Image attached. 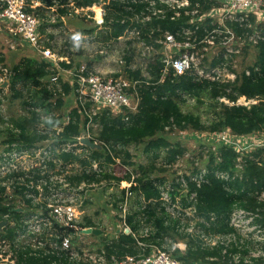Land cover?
I'll return each mask as SVG.
<instances>
[{
  "label": "built area",
  "instance_id": "obj_1",
  "mask_svg": "<svg viewBox=\"0 0 264 264\" xmlns=\"http://www.w3.org/2000/svg\"><path fill=\"white\" fill-rule=\"evenodd\" d=\"M109 0H100L87 7H74V3L68 0L66 4H58L60 8H67L68 15L82 16L90 20L95 27V33L104 29V6ZM147 2V11L155 18H164L165 9L173 13L170 19L179 17L180 9L189 6V0H130V3ZM217 3L207 12L199 14L196 9L184 10V14L189 15L188 25L181 26L175 33L168 31L160 32L159 38L154 42L160 45L157 50L151 43H146L141 37V30L132 27V20L135 14L130 17L129 24L123 33L115 40L100 42L95 36L89 37L66 35L64 42L69 44V51L76 52L79 47L78 41L86 39L88 41H98L92 49L87 50L82 42L83 50L91 57L114 58L116 68H107L105 71L87 64L79 65L72 69H62L59 63H69V57L54 53L50 48L51 40L46 34L40 31V18L33 11L37 0H0V32L4 31L12 39L10 47L19 42L27 43L39 56L50 66L51 71H55L47 79L42 80L48 90L60 93L64 97V91L60 80L67 83L72 89L71 102L64 107V115L61 121L51 123L53 117L59 116V111L51 110L45 112L41 107L31 106L29 109L37 113V120L34 124V131L37 135L45 138L39 142L24 145L17 142L1 143L0 141V188L7 201V206L12 212L0 213V222H5L0 231H10L11 238H0V264H16L18 251L26 248L32 252L43 250L55 255H65L66 263L90 261L94 264H104L103 251L99 253L88 250L83 244L86 227L81 222L86 212V206L91 199L89 192L92 189L101 188L105 180L96 182L85 180L73 181L77 175L95 173L99 176L102 172L110 173L114 176L121 174L130 175L129 181H121L118 184L112 179L106 181L107 185L114 187L115 192L125 189L122 202L118 203L117 213L120 217L121 228L118 233L132 234L129 226L125 222L129 212L130 201L133 193L129 191L135 178L132 167L121 165L119 160L114 159L113 164H106L101 158H92L91 149L81 143L82 138L92 140L97 125L93 122V116L100 109H109L114 114L122 113L124 110L135 111L138 104V94L136 85L139 82H130L123 77L124 70H134L140 68L145 71V67L153 59L154 55H162L163 73L172 71L173 75H190L195 79H221L233 81L236 78V59L243 55L246 43L256 45L264 41V35L259 32L257 26L264 23V0H211ZM53 9L52 21L59 16L56 13V4ZM102 5V8H100ZM99 7V8H98ZM96 10H94V9ZM99 13V15H97ZM135 16L136 21H150L152 17ZM254 23L250 22V18ZM206 19L215 25L211 31L200 36L202 28L199 22ZM121 22H126L122 19ZM238 23L241 25L240 34H236L227 26V23ZM263 22V23H262ZM47 29H51L48 27ZM264 30V25H263ZM153 33L150 30L148 37ZM76 38V39H75ZM100 39V38H99ZM93 41V44H94ZM153 42V43H154ZM78 46V47H77ZM95 47V50L93 51ZM219 47L214 57L222 56L219 63L211 66L206 63L207 52ZM142 57L141 61H136L137 57ZM126 57H131V61L126 65ZM240 59V58H239ZM259 76V70L255 69ZM245 75H250V71L244 70ZM13 71L7 66L0 65V117L8 124L9 113L7 111L8 99L5 98L9 90V82L13 76ZM146 72L143 73L144 76ZM60 79V80H59ZM4 83L7 86L2 87ZM21 87V83L16 84ZM66 96L65 99H68ZM221 102L233 105L249 106L257 103V99H246L239 97L236 101H228L225 98L219 99ZM89 103L86 119L83 118V128L80 130L75 140H63L61 133L63 127L71 120L70 110L78 105ZM52 106L56 102L51 103ZM29 110V111H30ZM15 111L22 113L16 108ZM82 124V120H81ZM183 133V132H180ZM200 134V141H207L211 144L225 145L232 148L236 153L252 151L258 147H264V133H254L249 136L233 135L229 129L218 132H195ZM62 154L69 155L64 159ZM180 158V157H179ZM88 162V163H87ZM241 157L237 158L240 166ZM175 163H173L174 165ZM197 165V163H195ZM171 168L170 165L167 166ZM198 167V166H197ZM205 168H198L192 172H182L175 170L173 179L165 180L160 187V201L163 203L164 211L167 215L177 220L175 225L179 233L193 235L200 238L201 245L205 248L221 247L222 255L227 254V249L235 247V252L227 254V264H250L254 260L264 258V228L256 222L257 214L241 208H234L229 217V226L233 231L228 233H206L205 229L210 226V222L215 220V216L210 214L208 219H202L196 214L195 202L196 192L190 190L191 185L200 187L207 182ZM214 176L223 181L229 180V175L225 172L217 171ZM264 197V192L258 194V199ZM183 199L188 201L185 205ZM141 203V202H140ZM142 201V207H144ZM149 229L142 228L136 238L148 236ZM116 235V236H117ZM245 241H250L252 246L244 252ZM170 243V242H169ZM137 245L144 252L149 248L147 254L127 256L121 261L111 264H178L171 257L170 253L163 250V247L149 245L137 240ZM185 243L180 241L171 243V249L184 250ZM61 257V256H60ZM215 258H211L214 260ZM56 264V263H52Z\"/></svg>",
  "mask_w": 264,
  "mask_h": 264
},
{
  "label": "trees",
  "instance_id": "obj_2",
  "mask_svg": "<svg viewBox=\"0 0 264 264\" xmlns=\"http://www.w3.org/2000/svg\"><path fill=\"white\" fill-rule=\"evenodd\" d=\"M42 1L49 9L54 6V2H57L56 6L68 2V0ZM71 1H73L74 7H87L100 2V0ZM214 6H217V3L211 0H189V6L179 10V17L170 19L173 13L167 10L165 5H162L165 9V17L155 18L147 11L149 8L147 2L130 3V0H109L104 6V28L106 29L96 33V40L98 39L100 42L115 40L123 33L129 24L128 19L134 14L139 18L150 15L151 20L144 22L136 21L134 16L131 24L132 27L141 30V37L146 43L153 44L154 48L158 50L160 45L154 40L159 38L161 30L175 33L181 26L188 25L189 15L184 14V10L196 9L199 14H202ZM40 10V8H36L33 11L38 15ZM67 10L66 7L57 6L56 13L59 17L56 20L60 21L61 16H67ZM122 19H126V22H121ZM250 22L254 23L252 17ZM199 23L202 26L200 36L215 27L208 19ZM263 25L257 27L259 32L264 35ZM227 26L236 34H240L244 29H241L240 24L234 22H228ZM151 29H153V33L148 37ZM79 32L92 37L95 35V27L91 26V28L79 30ZM66 47H69V44H66ZM244 51L245 54L252 53V61L250 65H242L241 70L236 71V78L233 81L195 79L186 74L173 75L171 70L164 74L162 55L156 54L145 67L146 76L143 75L144 72L140 68L134 70L126 68L123 72V77L126 80L139 82L135 88L139 99L134 112L124 110L117 115L104 108L97 111L92 117L97 128L91 138L100 146L99 149H91V154L94 153L92 158H101L106 164H113L114 159H117L121 165L133 167L132 172H134L135 178L129 191L135 196L133 200L141 202L137 205V209L131 213L128 212L125 218L132 234L118 233L116 237H112L108 234L105 235L103 229H100V234H88L89 237L97 240V248L94 252L103 251L104 264H111L113 260L121 261L127 256L147 254L149 248H145L144 252H141L137 240L163 247V250L168 251L178 264H227V254L235 252V247L232 246L227 249L226 255H222L221 247L205 248L201 245L200 238L185 235L176 230L177 220L167 215L163 203L159 199L160 187L165 183V178L159 174L166 172L167 166L175 163L179 157L183 158L186 151L185 144L177 139H170L178 132H218L229 129L236 136L264 133V41L253 46L246 43ZM58 54L69 57L70 51ZM72 59L69 57L68 64L61 62L59 66L62 69H72L80 65V61H72ZM220 59L223 60L221 55L214 57L209 64L215 66ZM125 60L127 65L131 61V57H126ZM0 65H4L2 55H0ZM49 66L41 57L26 56L11 67L14 74L9 82V90L5 98L8 99L9 106V110L7 109L9 112L8 124H11L12 127L5 126V121L0 117L1 143L17 142L30 145L45 138L42 135H37L34 131L37 113L29 109L31 106L41 107L49 113L51 110H57L59 116L53 117L51 123L61 121L64 107L68 106L72 100V89L59 79L64 97L60 93L48 90L42 80L47 79L55 72L51 71ZM87 66L90 67V64ZM256 68L259 70V76L255 71ZM246 69L250 71V75L244 74ZM18 83H21V87L16 86ZM66 96L69 98L65 99ZM242 96L246 99L257 98L258 101L252 106H238V104L228 105L219 100L225 98L231 102ZM53 101L56 102L55 106L51 105ZM13 104L23 112L12 110L11 105ZM88 109L89 103H86L70 110L69 114L72 120L63 127L61 133L63 140L73 141L80 135L84 123L83 118H86ZM129 146H143L142 154L148 158V161L144 164L134 162L128 149ZM196 146L190 150L189 154L194 164L191 171L205 168L208 172L206 183L200 187L190 186V190L196 192L197 196L194 204L196 214L202 219H208L210 214L215 216V220L210 222V226L205 229V232L218 234L233 231L229 226V217L234 208L256 213L258 215L256 222L264 228V197L258 199V194L264 192V147L238 154L230 147L211 144L207 141H200ZM194 152H197V155L192 157ZM105 155L107 158L104 157ZM239 156L241 157L240 166L237 163ZM61 157L67 159L69 155L62 154ZM195 163L199 164L195 165ZM217 171L227 173L229 180L217 179L214 176ZM101 174L96 176L94 173V177L93 173L84 174V176L77 175L72 180L77 182L85 180L89 183L91 180L96 182L102 179L105 182H110L112 177H115L117 179L113 180L118 184L130 179L128 174H124V177L123 174L119 176L107 172ZM106 186L108 187V185ZM124 195L125 189H119L117 193L113 194V197L115 196L114 206L117 207H114L115 211L118 209V203L124 199ZM142 201H144V207H142ZM183 202L185 205L189 204L186 199H183ZM9 210L11 208L7 206L2 188H0V213L12 212V216L16 217V214ZM81 224L86 228H100L99 223H96L90 216L84 215ZM142 228L149 229L148 236L136 238ZM12 236L10 231H0V238H11ZM180 241L185 243V249L172 250L171 243ZM251 246L250 241H245L243 251H248ZM17 255L16 264L66 263L64 254L58 256L43 250L32 252L26 248L18 251ZM211 258L215 259L211 260ZM69 264L94 263L86 261L70 262ZM250 264H264V258L254 260Z\"/></svg>",
  "mask_w": 264,
  "mask_h": 264
},
{
  "label": "rangeland",
  "instance_id": "obj_3",
  "mask_svg": "<svg viewBox=\"0 0 264 264\" xmlns=\"http://www.w3.org/2000/svg\"><path fill=\"white\" fill-rule=\"evenodd\" d=\"M100 8H102V5H100ZM72 15L73 16H71V18L68 19L69 21H73L72 27L68 26L69 23L67 21V18L69 17V15L66 16V23H65L66 29L71 28L72 31H76V28H79L78 30H87L88 28H91L92 23L90 22V20L84 19L82 18V16L80 17L75 14H72ZM70 33L71 32L66 31L64 33L62 32V30H59V31L58 29L56 30V33L53 35V37H56V38L54 40L51 39V43H49V46L53 50L54 53H59V52L66 53V51H69L68 48L66 47L67 43L64 42L65 40L64 38H66V35ZM11 41L12 39L9 35L5 34L4 31L0 32V55H2V57L4 58V66L11 68L14 65H16L23 57H26V56L40 58L39 54L33 48H31L27 43L19 42V44L18 43L13 44L14 46L13 48H11L10 47ZM83 42L86 44L84 47L87 49H92L93 46L96 45V43H98V41H94V44H91V42L87 40H83ZM78 45L79 47L77 46L78 47L77 51L70 52L69 54L70 59L73 58L72 61L73 60L80 61L81 65L90 64V66H93L99 69L100 71L102 70L105 71L107 68H116L117 64L115 63L114 58H109V59H105V57H100V58L90 57L89 58L88 52L80 48V46L81 47L83 46L82 40L78 41ZM94 50H95V47L93 51ZM218 50H219V47L207 52L208 57L206 59V63L209 64V62L213 59L214 54ZM237 58L238 60L236 59V64H237L236 71H240L242 68V65L243 66L250 65V62L252 61V53L245 54V51H244L243 55ZM142 59L143 58L139 56L135 60L138 62V61H141ZM11 106H12L11 109L15 111L16 107L14 106V104ZM7 109L9 110V106H7ZM260 135H262V133L258 134V136ZM170 139L171 140L177 139L181 143H184L186 147V151L184 152L183 158L182 157L178 158L174 165L170 164L171 168H168L166 172L159 174L160 176H164L165 180H169L168 182H170L173 179L175 175V170L180 169L182 172L188 173L194 168V164L192 163V160L189 154H190V150L197 147L196 145L200 142V134L195 133V132H183V133L178 132V134L172 135ZM142 147L143 146H138V147L129 146L128 148L133 156V161L139 164H144L148 161V158L144 154H142ZM196 155H197V152H194V155L192 157H195ZM103 185L104 186H102L101 188L92 189L90 191L91 193L89 192L91 196V199L89 200H92V201H88L87 206H86L88 209L84 215L90 216L92 219L95 220V222H99L100 229L104 230V234L110 235L111 231L113 230L112 229L113 225L118 222L116 218L117 217L116 215L118 213L117 211L114 210V207H113L114 202H115L113 194L115 193V190H114V187H111L109 185H108L109 187L108 188L106 186L107 185L106 182H104ZM111 191L113 194L110 193ZM100 193H101V196H100ZM120 228H121V223L118 224V229L120 230ZM83 244L87 246L88 250L90 251H94L95 248H97V240H95L92 237H89V238L88 236L85 237V239L83 240Z\"/></svg>",
  "mask_w": 264,
  "mask_h": 264
},
{
  "label": "crops",
  "instance_id": "obj_4",
  "mask_svg": "<svg viewBox=\"0 0 264 264\" xmlns=\"http://www.w3.org/2000/svg\"><path fill=\"white\" fill-rule=\"evenodd\" d=\"M36 8H40L41 10L39 11V14H38V16H39V18H40V31H41V33H43V34H46L47 36H48V38L51 40H54L56 37H53V35L56 33V30L58 29V31L59 30H62V32H71L70 34H68V35H72V37L74 36V35H76V34H78V35H81V36H86V35H84V34H80L79 33V28H76V31H72L71 30V28L70 29H66L65 28V23H66V16H61L60 17V21H57V20H53L52 21V19L53 18H51V16L54 14L53 13V9H49V8H47L46 6H45V4H44V2L42 1V0H37V4H36V7H35V9ZM43 13H44V15H43ZM44 17V18H43ZM53 17V16H52ZM71 18V16H69L68 18H67V21H68V23H69V25L68 26H70V27H72V25H73V21H69L68 19H70ZM62 23V24H61ZM263 23V22H262ZM264 24V23H263ZM57 25V26H56ZM45 26V27H44ZM92 26V25H91ZM43 27V28H42ZM48 27H51V29H47ZM75 28V27H74ZM96 38H97V36H96V33H95V35H94ZM74 37H76V36H74ZM95 38V39H96ZM76 39V38H75ZM82 40V42H83V40L84 39H80V41ZM86 40V39H85ZM88 41V40H87ZM93 41L94 40H90V42H91V44H93ZM87 50H89V49H87ZM135 198V196L133 197V199ZM133 199H131V203H130V207H129V212L131 213V212H133V211H135L136 209H137V205L140 203L139 201H137V200H133ZM86 209V211H87V207L85 208ZM85 216H87V215H85ZM117 217V223L116 224H114L113 225V230L111 231V234H110V236H112V237H116V235H117V230H118V224L120 223V217H119V215L117 214L116 215ZM84 217V216H83ZM96 223H99V222H96ZM96 229H99L100 230V228H96ZM88 235H86L85 237H87ZM88 238H89V236H88Z\"/></svg>",
  "mask_w": 264,
  "mask_h": 264
},
{
  "label": "water",
  "instance_id": "obj_5",
  "mask_svg": "<svg viewBox=\"0 0 264 264\" xmlns=\"http://www.w3.org/2000/svg\"><path fill=\"white\" fill-rule=\"evenodd\" d=\"M5 86H7V83H4L2 85V87H5ZM81 143H83L85 146L89 147L90 149H99L100 148L99 145L94 144L93 142H91L89 138H82L81 139ZM4 224H5V222H0V228ZM85 232L88 235V234H91V233L100 234L101 231L99 229L87 228Z\"/></svg>",
  "mask_w": 264,
  "mask_h": 264
},
{
  "label": "bare ground",
  "instance_id": "obj_6",
  "mask_svg": "<svg viewBox=\"0 0 264 264\" xmlns=\"http://www.w3.org/2000/svg\"><path fill=\"white\" fill-rule=\"evenodd\" d=\"M97 15H99V13L97 14ZM243 72V71H242ZM245 74V73H244ZM238 78V77H237ZM253 79V78H252ZM206 80V79H205ZM212 82V81H211ZM239 98V97H238ZM257 99V98H256ZM237 100V99H236ZM234 101V100H233ZM258 101V100H257ZM88 105V104H87ZM253 104H251V106H252ZM239 106V105H238ZM81 110V109H80ZM78 114V113H77ZM84 116H85V114H83ZM118 115V114H117ZM98 116V115H97ZM96 117V116H95ZM86 119V118H85ZM96 120V119H95ZM96 124V123H95ZM169 128V127H168ZM63 139V138H62ZM119 144V143H118ZM112 146V145H111ZM114 147V146H113ZM118 147V146H117ZM116 147V148H117ZM115 148V149H116ZM170 150V149H169ZM168 150V151H169ZM114 151V150H113ZM95 152V151H94ZM112 152V151H111ZM147 154H150V153H147ZM164 154V153H163ZM94 155V153L92 154V156ZM108 155V154H107ZM153 155V154H152ZM154 156V155H153ZM218 156V155H217ZM104 157H106V155L104 156ZM163 157V156H162ZM107 158V157H106ZM151 158V157H150ZM152 158H154V157H152ZM165 158V157H164ZM177 158V157H176ZM181 158V157H180ZM217 158V157H216ZM158 160V159H157ZM111 161V160H110ZM176 161V160H175ZM107 162V161H106ZM165 162V161H164ZM167 162V161H166ZM105 163V162H104ZM159 163V162H158ZM176 163V162H175ZM112 164V163H111ZM163 164V163H162ZM166 164V163H165ZM173 164V163H172ZM164 165V164H163ZM156 166V165H155ZM133 168V167H132ZM158 168V167H157ZM161 168V167H160ZM165 168V167H164ZM168 168V167H167ZM166 170V169H165ZM134 173V172H133ZM89 174V173H88ZM106 174V173H105ZM102 175V174H101ZM110 175V174H109ZM84 176V175H83ZM86 176V175H85ZM91 176V175H90ZM93 177H94V173H93V175H92ZM125 175H123V177H124ZM129 176V175H128ZM164 177V176H163ZM113 179L115 178V177H112ZM162 178V177H161ZM106 179V178H105ZM115 179H117V178H115ZM129 179V178H128ZM160 179V178H159ZM163 179V178H162ZM122 180V179H121ZM135 181V180H134ZM165 181V180H164ZM91 182H92V180H91ZM94 182V181H93ZM132 182V181H131ZM106 187V186H105ZM109 188V187H108ZM112 190V189H111ZM121 190V189H120ZM108 191V190H107ZM133 192V191H132ZM91 193V192H90ZM109 193V192H108ZM111 194H113L112 193V191L110 192ZM110 195V194H109ZM100 196H101V193H100ZM110 197V196H109ZM115 197V196H114ZM140 198V197H139ZM143 198V197H142ZM118 199V198H117ZM104 200V199H103ZM119 200V199H118ZM146 200V199H145ZM89 201H92V200H89ZM114 201H115V199H114ZM108 203V202H107ZM112 205V204H111ZM113 207H115L114 205H113ZM113 207H112V209H113ZM107 208V207H106ZM115 208H117V207H115ZM141 208V207H140ZM144 209V208H143Z\"/></svg>",
  "mask_w": 264,
  "mask_h": 264
}]
</instances>
